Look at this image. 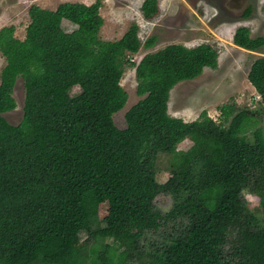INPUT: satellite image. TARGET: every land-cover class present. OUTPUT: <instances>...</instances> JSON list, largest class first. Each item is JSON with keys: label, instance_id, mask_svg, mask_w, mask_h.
Listing matches in <instances>:
<instances>
[{"label": "trees", "instance_id": "1", "mask_svg": "<svg viewBox=\"0 0 264 264\" xmlns=\"http://www.w3.org/2000/svg\"><path fill=\"white\" fill-rule=\"evenodd\" d=\"M101 6V0L64 2L55 10L32 5L23 39L14 37L13 26L0 29V264H264V218L243 197L249 185L264 196L260 133L242 148L252 116L264 113V57L247 74L261 108L233 103L219 107V122L206 112L186 122L168 114L170 91L204 68L216 69L217 49L170 44L130 62L155 37L142 42L136 24L117 40L90 37L103 25ZM140 9L152 20L159 0H144ZM63 20L76 28L66 31ZM232 42L257 51L264 36L252 38L239 27ZM126 64L135 68L141 99L118 129L113 114ZM18 78L22 119L10 125L2 114L16 108ZM74 88L79 92L72 95ZM186 135L195 145L178 168L173 163L168 185L192 193L162 212L152 166L138 154L145 147L169 151ZM192 164L199 167L196 182L187 174ZM102 202L108 214L100 220ZM81 236L95 247L71 249Z\"/></svg>", "mask_w": 264, "mask_h": 264}, {"label": "rangeland", "instance_id": "2", "mask_svg": "<svg viewBox=\"0 0 264 264\" xmlns=\"http://www.w3.org/2000/svg\"><path fill=\"white\" fill-rule=\"evenodd\" d=\"M97 0H0V29L5 26L14 27V37L23 39L25 28L29 23L28 9L35 5L42 9L55 10L64 2H78L86 5ZM144 0H101L100 15L103 25L98 33L87 32L90 37L103 40L119 39L132 24L139 27L138 36L142 42L155 37L154 45L149 49L141 48L130 57V62L138 63L141 58L170 44H181L186 47L208 43L218 51L216 69L204 68L202 74L193 80L182 81L170 91L168 114L181 118L186 122L193 121L202 112L214 121H221L219 107L237 104L240 108L257 110L261 108L259 95L249 83L247 74L252 62L264 57V47L257 51H248L233 44L235 30L247 27L250 37L264 36V0H159V14L152 20H146L141 13ZM251 6L248 17H243L247 7ZM66 31H72L75 25L62 21ZM5 59L0 53V73ZM79 92L72 90V95ZM119 108L113 114V121L118 129H125V113L141 99L136 94L135 68L126 64L116 91ZM13 98L16 108L6 112L3 117L10 125L18 124L22 119L24 88L21 78L16 80ZM258 131L264 141V113L252 116L246 127V141L242 148L247 149L254 131ZM196 139L186 135L178 140L171 150L161 152L145 147L138 156L146 160L154 172L158 193L155 198L156 207L162 212L179 207L190 197L189 187L170 188L174 174V165L179 167L181 157L195 145ZM259 164H263L259 162ZM198 165L192 164L187 174L196 182ZM243 190L247 209L254 212L260 220L264 218V196ZM108 214V203L102 202L98 208L100 220ZM86 237V236H85ZM81 239L74 241L71 249L95 247L93 242ZM91 249V251H92ZM91 251L88 257H92ZM147 257L145 258V260Z\"/></svg>", "mask_w": 264, "mask_h": 264}]
</instances>
